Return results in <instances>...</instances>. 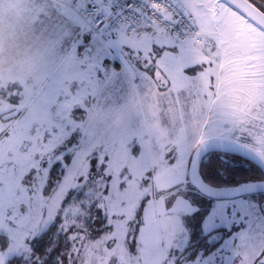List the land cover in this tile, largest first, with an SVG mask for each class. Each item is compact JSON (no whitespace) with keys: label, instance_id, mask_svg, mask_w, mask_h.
Instances as JSON below:
<instances>
[{"label":"snow or ice","instance_id":"6c2138e0","mask_svg":"<svg viewBox=\"0 0 264 264\" xmlns=\"http://www.w3.org/2000/svg\"><path fill=\"white\" fill-rule=\"evenodd\" d=\"M6 11L0 264H264V0Z\"/></svg>","mask_w":264,"mask_h":264},{"label":"clouds","instance_id":"9594fccd","mask_svg":"<svg viewBox=\"0 0 264 264\" xmlns=\"http://www.w3.org/2000/svg\"><path fill=\"white\" fill-rule=\"evenodd\" d=\"M19 16H22V13L5 12L2 17H0V26L5 30L8 29L9 25H13L17 22ZM23 51L17 52L16 50H9L0 57V77H2L6 82H15L19 80L20 74L22 73V60H23Z\"/></svg>","mask_w":264,"mask_h":264},{"label":"trees","instance_id":"16d2710c","mask_svg":"<svg viewBox=\"0 0 264 264\" xmlns=\"http://www.w3.org/2000/svg\"><path fill=\"white\" fill-rule=\"evenodd\" d=\"M243 174H247V173H243Z\"/></svg>","mask_w":264,"mask_h":264}]
</instances>
